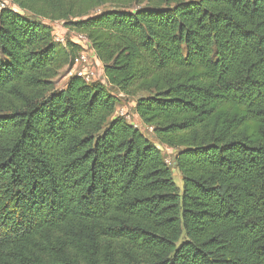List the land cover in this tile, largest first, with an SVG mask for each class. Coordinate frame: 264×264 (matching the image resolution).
Listing matches in <instances>:
<instances>
[{"label": "trees", "instance_id": "1", "mask_svg": "<svg viewBox=\"0 0 264 264\" xmlns=\"http://www.w3.org/2000/svg\"><path fill=\"white\" fill-rule=\"evenodd\" d=\"M6 1L0 264H264V0Z\"/></svg>", "mask_w": 264, "mask_h": 264}, {"label": "rangeland", "instance_id": "2", "mask_svg": "<svg viewBox=\"0 0 264 264\" xmlns=\"http://www.w3.org/2000/svg\"><path fill=\"white\" fill-rule=\"evenodd\" d=\"M6 0H0V2H5ZM55 35L63 38V39H76V36L78 35V31L71 30L67 28L62 21H55L52 22ZM86 55L88 56L89 62L80 64L78 68H81L86 64L88 67V71L90 72L91 78H96L97 80H102L106 82V77L104 74V66L101 60H97L94 58V53L92 52V49L90 46L86 47ZM68 80V75L66 70L61 71L59 77L55 79V84L58 88L64 87ZM120 102L117 107V114L124 115L128 121L133 123L136 127H139L148 137H150L160 148L163 155L165 156V159L167 163L171 166L174 179L177 183V185L182 188L183 179L180 171L174 164V158L177 153V149L167 146L165 144L160 143L153 135L151 128L147 127L145 124L142 123L140 120L138 114L135 110L136 105V98L127 95L124 93H119Z\"/></svg>", "mask_w": 264, "mask_h": 264}, {"label": "built area", "instance_id": "3", "mask_svg": "<svg viewBox=\"0 0 264 264\" xmlns=\"http://www.w3.org/2000/svg\"><path fill=\"white\" fill-rule=\"evenodd\" d=\"M6 3H8V1L0 3V6H3ZM55 38L57 40L64 41L63 38H60L58 36H55ZM72 40L81 44L84 47V49L75 58L74 65L71 69L70 74H73V73L78 74V75L84 77L87 81L97 80L96 78H93V77L91 78L90 72L88 71V67L86 66V64L84 66H82L81 68H78V66L80 64H84V63L89 62V59H88V56L86 55V50H85L86 47L89 46V41H88L87 37L83 33H78V35L76 36V39H72ZM92 52L94 53V58L96 59V61L100 60L97 57V55L93 49H92Z\"/></svg>", "mask_w": 264, "mask_h": 264}, {"label": "water", "instance_id": "4", "mask_svg": "<svg viewBox=\"0 0 264 264\" xmlns=\"http://www.w3.org/2000/svg\"><path fill=\"white\" fill-rule=\"evenodd\" d=\"M175 164V163H174Z\"/></svg>", "mask_w": 264, "mask_h": 264}]
</instances>
